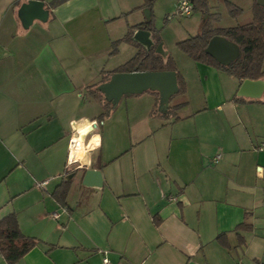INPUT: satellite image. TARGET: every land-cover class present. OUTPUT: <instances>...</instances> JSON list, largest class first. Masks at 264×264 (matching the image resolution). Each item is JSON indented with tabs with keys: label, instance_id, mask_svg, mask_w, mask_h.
I'll list each match as a JSON object with an SVG mask.
<instances>
[{
	"label": "crops",
	"instance_id": "crops-1",
	"mask_svg": "<svg viewBox=\"0 0 264 264\" xmlns=\"http://www.w3.org/2000/svg\"><path fill=\"white\" fill-rule=\"evenodd\" d=\"M39 1L0 0V220L14 213L38 240L15 264H264V87L239 96L243 80L187 56L174 116L144 92L142 115L118 112L121 98L99 120L106 100L90 90L137 52L138 29L122 39L146 21L143 0ZM214 1L241 9L215 27L251 22L253 0ZM82 118L103 144L69 166ZM63 182L65 206L53 195Z\"/></svg>",
	"mask_w": 264,
	"mask_h": 264
},
{
	"label": "trees",
	"instance_id": "trees-1",
	"mask_svg": "<svg viewBox=\"0 0 264 264\" xmlns=\"http://www.w3.org/2000/svg\"><path fill=\"white\" fill-rule=\"evenodd\" d=\"M153 1L143 0L140 9L146 8L150 11ZM189 2L192 11L199 10L204 16V19L197 35L183 39L177 43L179 49L194 61L220 69L238 80H258L262 78L264 76V71L262 70L264 59V4L260 3L259 0H253L251 22L234 27L219 28L215 27L214 23L218 21L220 15L210 11L207 0H189ZM226 7L232 18H236L241 14V9L230 2H226ZM149 16L148 21L131 27L122 41L132 42V30L142 29L152 33L154 40L153 46L146 50L144 46L137 43L138 50L135 55L115 70L106 72V76H102L101 81H107L112 74L117 72L170 70L176 72L178 92L175 95H181L185 92L184 80L176 70L171 58L164 61L157 53V46L160 40L152 32L151 15L149 14ZM214 37H224L229 42L234 43L239 48L238 57L229 64H223L216 60L211 53L206 51L209 41ZM120 41L112 43V53L117 51V46ZM146 92H153L158 96L156 91L148 90ZM90 93L97 100L103 99V94L97 88L90 90ZM177 107H168L166 110L167 115L174 116V111ZM111 108V103L106 100L105 110L98 117L99 120L107 116ZM68 191L69 183L63 182L53 192L55 199L62 206H65L64 199ZM217 240L222 242V236L219 235ZM37 244L38 240L36 238L28 237L21 233L14 213H10L0 220V255L7 264H15Z\"/></svg>",
	"mask_w": 264,
	"mask_h": 264
},
{
	"label": "water",
	"instance_id": "water-1",
	"mask_svg": "<svg viewBox=\"0 0 264 264\" xmlns=\"http://www.w3.org/2000/svg\"><path fill=\"white\" fill-rule=\"evenodd\" d=\"M42 7L39 0H28L24 8ZM146 21L149 20V11L146 9ZM134 38L146 49L153 46L150 38V32L139 29ZM157 50L159 47L157 46ZM206 51L218 60L220 63L229 64L239 55V48L226 40L224 37L212 38L206 48ZM264 87L262 80L245 79L241 82L238 95L258 98ZM97 89L103 94L104 98L112 105H116L125 95H137L148 90L156 91L159 96V110L165 112L168 108L169 100L178 92L177 77L175 71H138V72H117L110 78L101 83ZM93 178L94 181L89 178ZM96 178V179H95ZM100 172L96 170H87L84 176L85 183H101Z\"/></svg>",
	"mask_w": 264,
	"mask_h": 264
},
{
	"label": "rangeland",
	"instance_id": "rangeland-1",
	"mask_svg": "<svg viewBox=\"0 0 264 264\" xmlns=\"http://www.w3.org/2000/svg\"><path fill=\"white\" fill-rule=\"evenodd\" d=\"M210 2L209 3L218 10L223 8V14H221L218 19L221 24L233 25L234 19L230 17L226 3L224 5L223 2L221 4L219 1L214 0H210ZM209 3L208 6L210 7ZM144 10H146V8H142L143 12ZM149 14L151 15L152 32L160 40L158 44L159 50L157 52L162 53L160 56L164 61L171 58L178 72H185V70H187V66L184 64V58H187L188 55L179 49L177 43L187 37H191V35H195L199 30V27H201V21L202 18L204 19V16L199 10L192 11V14L189 17L177 14V0H154ZM188 57L191 58L190 56ZM147 94L149 93H144V95ZM136 96L137 95L123 96L121 99L122 109H119L118 112H121L123 116H125V114H129L131 111H133L134 115H142L145 111L143 106L144 103L139 102L137 104Z\"/></svg>",
	"mask_w": 264,
	"mask_h": 264
},
{
	"label": "clouds",
	"instance_id": "clouds-1",
	"mask_svg": "<svg viewBox=\"0 0 264 264\" xmlns=\"http://www.w3.org/2000/svg\"><path fill=\"white\" fill-rule=\"evenodd\" d=\"M72 123H77L73 121ZM97 121L82 118V122L74 129V134L69 140V152L67 163L70 166L73 163L91 164L87 157L91 152H95L102 147L103 137L95 131ZM94 132V134H92ZM90 136V138H88ZM74 145V148H73Z\"/></svg>",
	"mask_w": 264,
	"mask_h": 264
},
{
	"label": "built area",
	"instance_id": "built-area-1",
	"mask_svg": "<svg viewBox=\"0 0 264 264\" xmlns=\"http://www.w3.org/2000/svg\"><path fill=\"white\" fill-rule=\"evenodd\" d=\"M192 12V7L189 0H178L177 5V14L179 15H189ZM54 218H58L59 215L57 213L52 214ZM102 264H110L107 258L102 259Z\"/></svg>",
	"mask_w": 264,
	"mask_h": 264
}]
</instances>
